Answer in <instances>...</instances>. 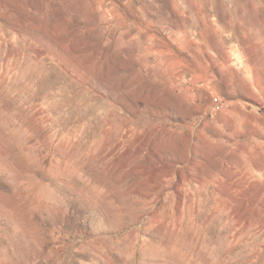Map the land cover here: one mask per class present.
Instances as JSON below:
<instances>
[{
    "label": "rangeland",
    "instance_id": "1",
    "mask_svg": "<svg viewBox=\"0 0 264 264\" xmlns=\"http://www.w3.org/2000/svg\"><path fill=\"white\" fill-rule=\"evenodd\" d=\"M0 264H264V0H0Z\"/></svg>",
    "mask_w": 264,
    "mask_h": 264
}]
</instances>
